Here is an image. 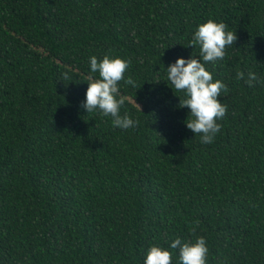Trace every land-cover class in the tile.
<instances>
[{
	"label": "trees",
	"instance_id": "1",
	"mask_svg": "<svg viewBox=\"0 0 264 264\" xmlns=\"http://www.w3.org/2000/svg\"><path fill=\"white\" fill-rule=\"evenodd\" d=\"M210 18L236 39L207 65L227 110L202 144L165 68ZM105 54L131 61L135 129L82 107ZM177 236L264 264V0H0V264H144Z\"/></svg>",
	"mask_w": 264,
	"mask_h": 264
},
{
	"label": "clouds",
	"instance_id": "2",
	"mask_svg": "<svg viewBox=\"0 0 264 264\" xmlns=\"http://www.w3.org/2000/svg\"><path fill=\"white\" fill-rule=\"evenodd\" d=\"M227 28L223 21L211 18L199 23L188 44L199 46V55L177 57L165 68L168 83L184 94L183 99L178 96L179 106H186L190 110L188 116L191 118L185 122L186 127L194 136L199 134L202 144L213 142L221 129L218 121L227 110V106L219 99L226 85L221 79L214 78L207 67L209 63L214 65L216 61L222 60L226 48L233 45L236 35ZM130 63L129 59L119 55L105 54L102 58L90 56L89 70L98 73V77H91L87 81L88 87L82 102L87 113L97 112L102 117H111L112 125L122 130L135 129L140 123L127 109L121 112L125 99L120 92V82L136 87L133 78L125 75ZM236 79H245V73L237 71ZM254 81L259 82V77L254 72H248L245 83L252 86ZM177 249L179 264H207L209 248L203 236H198L194 241H182L177 236L168 247L152 245L145 254L144 264H172L174 253L170 250Z\"/></svg>",
	"mask_w": 264,
	"mask_h": 264
}]
</instances>
